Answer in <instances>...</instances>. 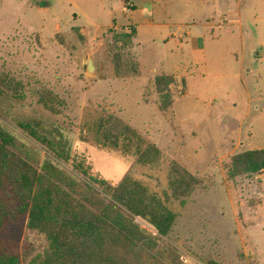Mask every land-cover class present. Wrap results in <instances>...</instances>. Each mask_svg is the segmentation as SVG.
<instances>
[{"label":"rangeland","instance_id":"374dc122","mask_svg":"<svg viewBox=\"0 0 264 264\" xmlns=\"http://www.w3.org/2000/svg\"><path fill=\"white\" fill-rule=\"evenodd\" d=\"M124 6V0H1L0 125L15 137L17 152L37 165L46 150L21 123L67 148L70 167L81 163L113 185L129 175L146 186L150 197L176 214L169 236L158 241L161 264H173L175 256L182 264H264L262 170L237 177L231 187L223 168L229 154L264 148V1L256 23L247 17L242 27L213 32L192 20L180 25L194 36L205 29L209 37L205 54L177 51L186 91L167 115L158 109L152 79L145 84V74L115 76L110 29L118 32L136 22L137 54L135 47L131 51L145 73L154 62L158 66L176 40L164 47L168 28L160 32L141 20L151 18L152 0H141L131 14ZM42 89L56 96V112L43 106ZM107 113L135 127L160 156L140 163L135 145L126 152L98 144L96 124ZM173 162L201 177L187 197L172 195ZM142 220L135 217L156 235V228ZM11 238L19 242L21 264L48 248L46 236L30 227L27 217L10 220L0 230V244Z\"/></svg>","mask_w":264,"mask_h":264},{"label":"trees","instance_id":"16d2710c","mask_svg":"<svg viewBox=\"0 0 264 264\" xmlns=\"http://www.w3.org/2000/svg\"><path fill=\"white\" fill-rule=\"evenodd\" d=\"M1 1V0H0ZM115 44L114 74L117 78L139 77L140 62L131 51L134 29H110ZM159 95L157 106L163 115L186 91L185 78L175 74H157L152 79ZM3 82L4 80L0 81ZM40 101L52 112L56 96L42 89ZM22 128L41 143L46 155L37 165L28 155L16 150L15 137L0 125V230L7 222L27 217L48 240L42 255L28 264H161L158 247L161 237H168L176 214L150 197L141 182L125 175L116 185L99 179L81 163L68 165L70 154L28 124ZM96 142L129 151L137 147V161L158 158L160 149L131 124L116 114H103L96 124ZM225 181L235 186L237 177L264 169V148L245 149L229 154L223 162ZM172 195L187 197L201 184V177L178 162L171 166ZM135 217L153 225L157 234L142 228ZM163 250V249H162ZM177 253L176 248H172ZM173 264H182L175 256ZM0 264H21L19 242L8 239L0 244Z\"/></svg>","mask_w":264,"mask_h":264},{"label":"crops","instance_id":"0c3cea01","mask_svg":"<svg viewBox=\"0 0 264 264\" xmlns=\"http://www.w3.org/2000/svg\"><path fill=\"white\" fill-rule=\"evenodd\" d=\"M133 1L135 6L129 14L138 10V3L141 0ZM263 1L264 0H152L154 7L151 18L142 17V12H140L142 17V19H140L143 20V23L146 25H150L160 32L164 31L166 27L168 28L169 33L162 38L164 39V47H167L171 40H176V43L174 46L166 48V52L162 53V58L158 66L154 62L153 67L148 69L146 73L141 69V76L145 74V84L153 79L155 75L161 73L175 74L179 77H184L182 65L177 63V51L184 54V48H186L188 56L196 55V53L200 51L205 54L206 41L209 37L206 36L207 30L201 28L197 32L199 35L197 34L194 36L191 30L181 28L180 25H182V23H187L192 20V23H199L201 26L204 24L207 25L212 32L215 28L224 26L242 27L245 21L244 19L247 17H249L250 22H259L258 7H260ZM192 2L195 4L193 5L195 7L194 12L190 10ZM157 7H159L162 13L159 9H156ZM262 19L263 18H261V20ZM172 25H177L176 30H171ZM127 26L134 29L135 34L133 43L137 54V44L134 41L138 30L137 24L136 22H129L126 23L123 28ZM246 33L251 35L249 32ZM211 37L215 39L214 34ZM193 44H195V46H193ZM186 59L188 61L187 64L191 65L192 62H189V58L186 57ZM168 67H171L173 70H167ZM259 176L262 178L261 185L263 186L264 169Z\"/></svg>","mask_w":264,"mask_h":264},{"label":"built area","instance_id":"2783aa9c","mask_svg":"<svg viewBox=\"0 0 264 264\" xmlns=\"http://www.w3.org/2000/svg\"><path fill=\"white\" fill-rule=\"evenodd\" d=\"M124 5H125L124 7H125V12L126 13H130L133 10L134 6H135L133 0H124Z\"/></svg>","mask_w":264,"mask_h":264},{"label":"water","instance_id":"95a60500","mask_svg":"<svg viewBox=\"0 0 264 264\" xmlns=\"http://www.w3.org/2000/svg\"><path fill=\"white\" fill-rule=\"evenodd\" d=\"M40 5L41 6H44L45 3L42 2ZM93 69H94L93 61L90 59L89 62H88V65H87V70L89 72H91V71H93Z\"/></svg>","mask_w":264,"mask_h":264},{"label":"bare ground","instance_id":"6f19581e","mask_svg":"<svg viewBox=\"0 0 264 264\" xmlns=\"http://www.w3.org/2000/svg\"><path fill=\"white\" fill-rule=\"evenodd\" d=\"M147 226L151 227L146 221L142 220Z\"/></svg>","mask_w":264,"mask_h":264}]
</instances>
